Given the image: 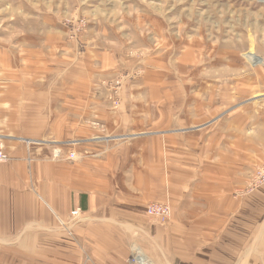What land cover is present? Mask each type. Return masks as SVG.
<instances>
[{
  "label": "crops",
  "instance_id": "0c3cea01",
  "mask_svg": "<svg viewBox=\"0 0 264 264\" xmlns=\"http://www.w3.org/2000/svg\"><path fill=\"white\" fill-rule=\"evenodd\" d=\"M42 43L0 49L11 158L0 163V250L16 238L21 249L78 251L67 264H130L133 247L149 264H264V186L250 190L264 164V104L204 121L202 99H181L173 115L145 87L115 106L107 61L80 74L57 56L45 70ZM153 201L171 206L168 222L146 214ZM77 208L69 232L61 221Z\"/></svg>",
  "mask_w": 264,
  "mask_h": 264
},
{
  "label": "rangeland",
  "instance_id": "374dc122",
  "mask_svg": "<svg viewBox=\"0 0 264 264\" xmlns=\"http://www.w3.org/2000/svg\"><path fill=\"white\" fill-rule=\"evenodd\" d=\"M34 42L44 44L45 70L57 56L80 74L107 61L114 75L102 85L123 80L120 97L149 87L173 115L186 97L202 99L204 121L251 98L264 104V0H0V49ZM254 174L251 192L264 186ZM15 239L0 264H67L78 252L21 249Z\"/></svg>",
  "mask_w": 264,
  "mask_h": 264
},
{
  "label": "built area",
  "instance_id": "2783aa9c",
  "mask_svg": "<svg viewBox=\"0 0 264 264\" xmlns=\"http://www.w3.org/2000/svg\"><path fill=\"white\" fill-rule=\"evenodd\" d=\"M123 84V80L115 79L112 81L109 87V97L114 102V105L117 106L119 104L120 99V89ZM54 157H59L62 155L63 151L61 147H56L53 150ZM69 157L74 158L75 152H69ZM10 155L5 150L4 144V136L0 134V163H7L10 160ZM254 186L264 185V164L256 169L254 172ZM252 187V186H251ZM81 213V209L77 208L71 212V216L69 220L61 221V225H63L69 232L73 225L78 222L79 216ZM146 214L149 217L155 218L162 223H166L171 219L172 216V208L168 203L153 201L147 205ZM130 264H149L148 258L142 252L141 249L133 247L132 254L129 257Z\"/></svg>",
  "mask_w": 264,
  "mask_h": 264
},
{
  "label": "bare ground",
  "instance_id": "6f19581e",
  "mask_svg": "<svg viewBox=\"0 0 264 264\" xmlns=\"http://www.w3.org/2000/svg\"><path fill=\"white\" fill-rule=\"evenodd\" d=\"M255 57V56H254ZM254 59V58H253ZM256 61V60H255Z\"/></svg>",
  "mask_w": 264,
  "mask_h": 264
}]
</instances>
